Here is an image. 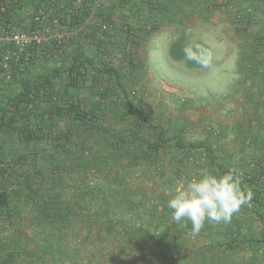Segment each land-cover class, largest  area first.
I'll use <instances>...</instances> for the list:
<instances>
[{"label": "rangeland", "instance_id": "obj_1", "mask_svg": "<svg viewBox=\"0 0 264 264\" xmlns=\"http://www.w3.org/2000/svg\"><path fill=\"white\" fill-rule=\"evenodd\" d=\"M75 2L82 20L73 25L58 21L49 27L43 40L48 51L37 53L23 75L14 76L10 63L7 70H0V104L19 89L18 78H32L60 66L64 57L58 53L59 46L75 43L71 37L80 35L84 56H91L94 63L101 48H109L105 54L116 65L128 99L150 118L142 137L154 140L160 127L167 129V135L159 146L157 164L145 157L146 141L112 148L108 144L117 140L123 114L130 113L114 77L91 66L75 86L64 90L59 83L61 102L79 106L94 119L84 123L68 115L57 118L60 128L72 131L73 145L56 158L48 153L37 157L42 168L39 195L30 191L36 182L32 163L10 179L8 203L0 208L1 226H7L0 256H9L7 264H264V243L254 241L264 220L252 203L242 206L228 223L205 221L199 233H193L186 219L175 222L168 207V200L186 182L205 172L223 174L202 150L176 148V131L186 143H207L225 167L242 174L264 173V41L257 43L261 47L256 50L251 36L231 29L214 36L197 30L181 43L177 37H163L166 48L155 55L151 50L139 51L138 64L131 70L127 58L135 45H124V36L111 37L116 24L108 22L111 7L106 0H58L41 11L46 18L60 15L71 12ZM31 14L24 8L15 11L13 18L27 24ZM98 21L110 27L103 33ZM2 47L15 50L11 44ZM186 47L200 52L202 63L186 61ZM71 53L66 50L65 57ZM49 104L39 108L45 110ZM20 136L18 131L0 133V156H22L26 144ZM54 192L68 202L63 226L40 218L42 200ZM238 235L252 241L226 246Z\"/></svg>", "mask_w": 264, "mask_h": 264}, {"label": "trees", "instance_id": "obj_2", "mask_svg": "<svg viewBox=\"0 0 264 264\" xmlns=\"http://www.w3.org/2000/svg\"><path fill=\"white\" fill-rule=\"evenodd\" d=\"M3 4L4 11H0V24L4 27H9L10 25L17 23L21 26L24 31H30L35 27H40L43 25V19L38 17V11L41 10L46 5H54L58 0H0ZM80 2V0H76ZM76 2L72 6L71 12H62L60 15L57 13L52 14L50 17L45 19V25L48 30L49 27L55 25L60 21L63 25H73L82 20V12L80 6H76ZM28 8L32 11V14L27 21L25 22H15L13 18V13L18 10ZM58 8H56L57 10ZM59 11V10H57ZM86 14V12H84ZM56 16V17H55ZM107 17V15H106ZM242 19L244 21L248 20L246 14H237V19ZM102 22V21H101ZM106 24V27H110L107 22H102ZM66 26V25H65ZM100 30L99 27H97ZM106 28V29H107ZM9 29V28H8ZM105 29V30H106ZM125 33L128 36V40L131 37V31L127 27L123 28ZM103 30L102 32L104 33ZM101 31V30H100ZM80 35L72 36L71 39L75 43H71L67 47L59 46L58 53L62 54L64 58L60 66L52 69L49 73L38 74L32 78H18L19 79V89L16 90L14 94L9 96L5 104H0V133L7 134L13 131H18L21 135V143L26 144L25 151L22 156H15L13 158H7L0 156V208H3L8 203V183L11 178L15 179L19 176L20 168L28 163H32L36 170L32 174V179H35L36 182L32 183L30 186V191L33 194L40 193L42 190V175L39 174L42 168L37 165V157L44 155H50L51 158L58 157L63 151L67 150L70 146L73 145V133L67 128H60L57 124V118L60 116L68 115L73 119L79 120L81 122L93 121V116L79 106H72L71 104H63L61 102V96H58V87L59 83L62 82L64 90L68 87L75 86L80 75L83 73V70L88 67L94 66V69L99 73H106L114 77L115 83L120 92V97H122L130 110V113L123 114L122 120L123 125L117 130L118 136L117 140L109 142V146L112 148H119L123 143L131 141H146L145 151H147L146 156L149 163L157 164L159 159L158 149L161 143H164L166 137L167 129L165 127H160L157 130V136L154 140L148 141L145 140L142 136L147 129L149 123L148 114L135 107L131 101L128 99V92L125 85L121 83V76L116 68V65L113 63L111 58L107 56L106 46L101 48L100 57L97 62L94 63L91 56L83 54V46L80 43ZM133 47L136 48V40L134 38L130 39ZM15 48L12 42H0V58L3 57L9 50H4L2 45H10ZM106 47V48H105ZM196 48V46H193ZM192 49H195L193 48ZM198 47V46H197ZM138 48V46H137ZM16 50V49H15ZM14 50V51H15ZM67 51L72 53L67 56ZM204 52V49L201 47L199 49ZM48 51L45 46V42L39 45H32L27 48V50L18 52V57L15 58L12 54L8 55V68L9 63L11 64V69L16 74L25 73L24 69H28L30 62L35 59L37 53ZM184 55V54H183ZM183 57V56H180ZM129 69L133 70V59H129ZM194 63V62H191ZM196 65V63L192 64ZM0 70H5L0 65ZM65 78V81L62 79ZM38 95L41 96L38 98ZM100 96H104L103 93ZM40 99V100H38ZM47 103V109H40L39 107ZM39 103V105H38ZM174 146L176 148H190L196 150H202L204 155L222 172H232L237 176L241 181V187L245 190H251L253 193L250 203L253 204L257 215L264 220V180H263V171L258 170L253 174H242L235 169H231L222 165V163L216 160L210 150V146L207 143L197 141V142H185L183 139V134L176 131L174 135ZM48 153V154H47ZM39 192V193H38ZM67 198V197H66ZM42 208L40 218L47 223H51L55 226H63L65 222V217L68 218V202L63 200L60 194L51 193L42 200ZM3 215H0V217ZM59 220H64L63 222H58ZM0 223V240L5 237L3 231L6 230L7 226ZM250 240L245 236L238 235L234 240L230 241L226 246L235 247V245H241L247 243ZM254 241L264 243V227L261 228L259 236L255 238ZM125 242V241H124ZM9 262V256H0V264H7Z\"/></svg>", "mask_w": 264, "mask_h": 264}, {"label": "crops", "instance_id": "obj_3", "mask_svg": "<svg viewBox=\"0 0 264 264\" xmlns=\"http://www.w3.org/2000/svg\"><path fill=\"white\" fill-rule=\"evenodd\" d=\"M106 4L111 7L108 22L116 24V28L111 29L114 33L111 37H126L124 45L132 38L136 40V48L127 58V61L133 59V65L138 64L139 51L151 50L152 55L162 52L167 46L163 37L174 36L181 43L182 38L194 36L197 30L202 34L213 32V36L224 29L244 32L245 36L252 37V47L256 50L261 47L257 43L264 41L258 38L264 36V0H106ZM237 14H246L248 20L237 19ZM124 26L131 31L129 40Z\"/></svg>", "mask_w": 264, "mask_h": 264}, {"label": "clouds", "instance_id": "obj_4", "mask_svg": "<svg viewBox=\"0 0 264 264\" xmlns=\"http://www.w3.org/2000/svg\"><path fill=\"white\" fill-rule=\"evenodd\" d=\"M184 59L199 64L202 63V54L186 47ZM252 196V191L243 189L240 179L232 172H205L176 190L168 200V207L175 222L186 219L191 222L193 233H199L205 221L230 222L233 215L251 201Z\"/></svg>", "mask_w": 264, "mask_h": 264}, {"label": "built area", "instance_id": "obj_5", "mask_svg": "<svg viewBox=\"0 0 264 264\" xmlns=\"http://www.w3.org/2000/svg\"><path fill=\"white\" fill-rule=\"evenodd\" d=\"M3 4L0 1V11H4ZM38 17L43 19V25L40 27H35L30 31H24V29L17 25V23H14L10 25L8 28L4 27L0 24V42H12L15 46V51L7 52V54H12L15 58L18 57L17 51L22 52L27 50L28 47L32 45H39L43 43L44 40V34L45 31L48 30V28L45 25V14L39 10L38 11ZM101 31L105 30L106 24H103L101 22L96 24ZM4 54L1 61V67H3L5 70L8 69V55Z\"/></svg>", "mask_w": 264, "mask_h": 264}]
</instances>
